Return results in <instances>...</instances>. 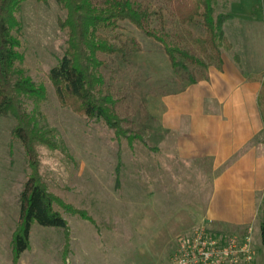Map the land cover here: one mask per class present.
I'll return each mask as SVG.
<instances>
[{
  "label": "rangeland",
  "instance_id": "1",
  "mask_svg": "<svg viewBox=\"0 0 264 264\" xmlns=\"http://www.w3.org/2000/svg\"><path fill=\"white\" fill-rule=\"evenodd\" d=\"M103 4L106 0H93ZM152 13V28L168 33L201 56L191 38L204 34L198 24L182 25L179 0H130ZM216 0L215 14L239 17L250 11V0ZM254 1V0H252ZM66 12L55 1L28 0L17 19L22 25L20 67L45 96L23 98L22 108L34 116L51 145L37 143L39 171L48 191L91 220L55 206L69 225V238L57 228L33 225L30 248L16 262L12 239L20 221V195L32 174L26 150L14 136L13 115L0 117V264H170L179 240L203 229L214 173L209 161L181 159L175 136L164 127V99L184 89L205 69L182 60L173 69L161 44L129 22L109 37L129 49L126 60L99 54L104 62L103 92L116 101L123 134L61 105L49 74L63 58L67 35L59 22ZM240 22L224 27L230 42L241 44ZM235 35V36H234ZM260 37L256 67L263 64ZM203 57V56H201ZM252 64L245 60L246 69ZM260 136L256 141L262 140ZM225 236H234L228 232Z\"/></svg>",
  "mask_w": 264,
  "mask_h": 264
},
{
  "label": "trees",
  "instance_id": "2",
  "mask_svg": "<svg viewBox=\"0 0 264 264\" xmlns=\"http://www.w3.org/2000/svg\"><path fill=\"white\" fill-rule=\"evenodd\" d=\"M26 1L0 0V117L13 115L16 119L14 136L22 142L32 171L20 195V221L12 239L16 262L30 248L31 228L35 224L62 229L66 239L69 238L68 222L55 206L91 220L85 212L74 210L51 194L40 176L36 144L51 145V142L38 129L35 117L22 108L23 98L39 99L46 92L44 87H37L20 67L24 54L20 52L22 25L17 14ZM37 1L47 3L49 0ZM55 1L66 12L59 25L67 35L64 56L49 74L56 95L62 106L69 107L80 116L103 122L117 136L124 131L116 112V101L109 93L103 92L106 82L100 70L104 62L98 55L126 60L129 49L109 37L122 22L131 23L161 44L175 70L182 65L180 60L198 67L214 66L222 70L223 53L233 48L224 30L225 23L232 16H216V0H179L176 7V15L182 25L198 24L202 27L203 36L191 38V45L203 57L183 47L180 37L174 41L164 29L152 28V13L146 8L135 7L130 0H106L100 5L93 0ZM235 61L240 62L237 55ZM257 79L262 83L258 105L264 124V74ZM261 237L264 245V208Z\"/></svg>",
  "mask_w": 264,
  "mask_h": 264
},
{
  "label": "crops",
  "instance_id": "3",
  "mask_svg": "<svg viewBox=\"0 0 264 264\" xmlns=\"http://www.w3.org/2000/svg\"><path fill=\"white\" fill-rule=\"evenodd\" d=\"M240 2L233 0L229 7ZM249 8L242 17L230 9L232 18L224 26L240 22L244 41L231 42L232 50L223 53L222 70L208 67L184 89L165 96L163 123L175 136L181 159L211 163L207 226L249 237L255 255L245 264H264V138L256 141L264 137L258 105L262 83L257 79L264 74V60L261 67L255 66L260 37L264 52V0H250ZM246 59L253 67L246 69Z\"/></svg>",
  "mask_w": 264,
  "mask_h": 264
},
{
  "label": "built area",
  "instance_id": "4",
  "mask_svg": "<svg viewBox=\"0 0 264 264\" xmlns=\"http://www.w3.org/2000/svg\"><path fill=\"white\" fill-rule=\"evenodd\" d=\"M249 237L225 236L199 230L179 240L170 264H245L253 261Z\"/></svg>",
  "mask_w": 264,
  "mask_h": 264
}]
</instances>
